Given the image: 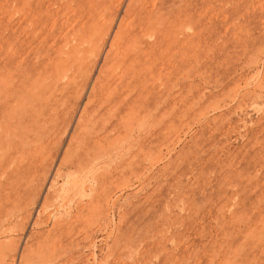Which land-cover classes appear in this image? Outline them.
<instances>
[{"label": "rangeland", "instance_id": "obj_1", "mask_svg": "<svg viewBox=\"0 0 264 264\" xmlns=\"http://www.w3.org/2000/svg\"><path fill=\"white\" fill-rule=\"evenodd\" d=\"M0 264H264V0H0Z\"/></svg>", "mask_w": 264, "mask_h": 264}]
</instances>
